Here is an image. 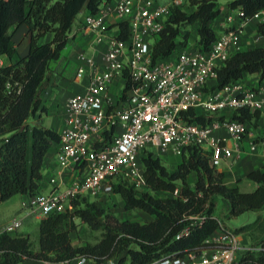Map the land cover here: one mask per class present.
I'll return each mask as SVG.
<instances>
[{
  "label": "built area",
  "instance_id": "built-area-1",
  "mask_svg": "<svg viewBox=\"0 0 264 264\" xmlns=\"http://www.w3.org/2000/svg\"><path fill=\"white\" fill-rule=\"evenodd\" d=\"M183 1L111 0L101 3L96 12L84 14L83 29L92 32L97 42L105 41L106 48L100 62L93 54L79 52L83 62L76 69V77H87L85 89L66 99L64 127L55 147L57 172L47 178L48 189L23 194L20 205L24 216L34 213L43 217L66 211L76 197L110 198L117 182H126L135 189L147 188L142 153L163 158L166 153L181 154L183 148L197 145L214 166L240 154L239 143L248 133V123L229 113L264 108V74L255 85L240 79L219 87L211 85L230 54L242 49L247 21L252 17L264 20V7L249 18L238 8L236 14L229 13L227 20H234L233 24L221 29L207 50L187 46L169 58L153 60L152 45L170 6ZM120 23L127 25V38L120 36ZM110 24L117 28L114 33L109 32ZM127 76L133 83L126 95L122 98L120 90L111 96L113 82L121 79L124 87ZM198 114L210 117L201 123L195 118ZM111 128L107 139L105 131ZM221 130L224 135L219 133ZM255 149L256 142L250 140L249 150ZM67 169L74 173L68 180L63 175ZM167 192L176 196L178 186ZM22 218L13 215L1 230L14 232ZM184 219V225L174 235L176 239L189 236L204 223L206 214L192 212ZM217 221L218 227L200 245L173 250L141 264H240L245 253L264 251V243H246L219 218ZM42 261L130 264L128 256L120 260L116 255L84 253Z\"/></svg>",
  "mask_w": 264,
  "mask_h": 264
},
{
  "label": "trees",
  "instance_id": "trees-1",
  "mask_svg": "<svg viewBox=\"0 0 264 264\" xmlns=\"http://www.w3.org/2000/svg\"><path fill=\"white\" fill-rule=\"evenodd\" d=\"M108 1L111 0H0V55L11 58L17 53L14 35L21 25L26 26L29 35L27 53L0 65V202L15 193L33 194L42 189L44 155L59 141V132L39 122L47 110L41 90L54 82L49 62L60 56L76 15L81 11L96 12L101 3ZM221 5L220 0H184L180 5H171L152 45V59L169 58L187 46L207 50L217 37L214 21L220 14L226 17L238 8L249 18L264 7V0H226ZM120 25V36L127 38V25ZM188 25L195 27L192 40ZM256 30L264 37V20L257 22ZM46 33L51 38L39 41ZM247 73L263 76L264 44L231 53L218 68L211 87L222 86ZM132 83L127 76L120 94L122 98ZM229 115L255 126L260 109L233 110ZM29 116L38 122L29 125L26 123ZM209 117L195 116L201 123H206ZM111 131L112 128L105 131L107 139ZM261 133L264 138V124ZM140 160L148 187L135 189L126 182H117L113 192L119 194L125 210L139 208L151 215L149 220L118 218L109 211V198L76 197L72 199L71 209L40 217L37 246H33L28 234L0 230V264L62 260L78 253L99 257L116 255L120 260L128 256L130 264H141L173 250L184 251L200 245L218 227L215 215L218 195L227 200L229 216L264 207V165L246 173L256 183L255 188L241 190L223 181L224 172L211 165L197 145L182 149L175 169L168 168L162 157L152 156L150 152L142 153ZM190 174H193V183L188 180ZM175 186L179 189L176 196L160 197L152 193L173 190ZM198 211L206 214L204 223L189 236L176 239L175 233L186 221L184 216ZM80 222L100 230L97 241L72 243L71 233ZM250 226L246 223L227 228L238 232ZM258 242L264 243V237ZM263 262L264 251L248 252L240 259V264Z\"/></svg>",
  "mask_w": 264,
  "mask_h": 264
},
{
  "label": "crops",
  "instance_id": "crops-1",
  "mask_svg": "<svg viewBox=\"0 0 264 264\" xmlns=\"http://www.w3.org/2000/svg\"><path fill=\"white\" fill-rule=\"evenodd\" d=\"M226 2V1H225ZM223 2V4L225 3ZM222 4V3H221ZM221 7H223L221 5ZM235 13L237 12L236 9ZM230 14H233L232 10L229 12ZM85 12L80 16L79 20L73 23L72 30L68 34V39L65 44V46L62 48L60 56L58 58L52 59L49 62L50 67L56 69V67L59 65V61L63 57L71 56L74 58L76 62V69L79 65V63L82 61L79 58V52L84 51L88 54H93L96 60L100 62V56L103 53L104 49L106 48L105 41L97 42L94 39V35L92 32L84 30L83 29V16ZM234 20H227V16H223L220 14L214 21V26L216 30L219 32L221 29L225 28L226 26L233 24ZM259 21L256 17L250 18L246 25V34L242 39V48H249L256 44H264V37L259 35L256 30V24ZM111 23V22H110ZM26 26L21 25L15 32V39L17 44V53L13 57H7V62L4 61V59L0 58L3 62V64L9 63L10 61L17 58L19 55H24L28 51L29 47V35L26 31ZM117 30L116 26L114 24H110V31L111 33H114ZM257 37V39H256ZM51 38L50 33H46L44 36H41L39 41L42 40H49ZM83 62V61H82ZM55 65V66H54ZM76 69L75 73L72 77V80H61L57 78V84L54 86L56 88V91H52L51 88L45 87L42 89V100L43 103L47 106L46 116H42L39 120L40 124L51 127L55 129L57 132L60 133V131L64 127V111H65V103L66 99L69 95L82 92L85 89V85L87 83V77L83 76L81 78L76 77ZM244 83L247 85H255L259 80V75L257 73H247L242 78H240ZM120 84H122L121 79H117L113 82V84L110 86L109 94L113 97H115L119 91H120ZM58 108V111H61L60 115H57L55 112V115L50 117L48 114V111L51 113V109L56 110ZM48 119V120H47ZM38 120L33 117V123H37ZM264 124V108L260 109V117L257 121V124L253 126L252 124L248 123V133H245L242 139L239 143V149L241 150L239 155H236V153L232 156V158L228 159L226 162L221 163L220 165L216 166L217 169L224 172L223 181L227 185H237L239 187L240 179L246 175V173L256 167H261L264 165V138L261 137L262 132V125ZM220 134L224 135L225 132L223 130L219 131ZM250 140H253L256 142V149L254 151L249 150V144ZM231 144H234L233 140H228ZM258 143L262 144V154L258 155L256 153L257 151V145ZM55 147H50L43 158V164H42V178L40 179V184L42 189H48L50 185L47 182V178L52 175L54 172H57V164L55 159ZM174 154V153H166L165 155ZM180 156L181 154H177ZM180 158V157H179ZM180 160V159H179ZM179 161H177L178 163ZM164 163V162H163ZM173 166L171 169L176 168ZM45 172V175L43 174ZM74 173L70 169H67L63 172V175L65 176L66 180L70 178ZM240 189V188H239ZM116 194V193H114ZM23 194L20 196V201ZM1 203V202H0ZM228 207V206H227ZM145 212V211H144ZM147 213V212H145ZM14 214V213H13ZM13 214L10 217H7L5 222L0 225V230L2 226L13 216ZM15 215V214H14ZM150 215V214H149ZM37 217L40 216L36 215ZM151 218V215L147 218L149 220ZM243 231V230H242ZM238 231V235L241 237V239L246 243H254L253 241L245 240L242 234ZM15 232V231H14ZM72 241V239H71ZM73 243V242H72ZM74 244V243H73ZM23 264H43L42 260H23L21 261ZM20 262V263H21ZM18 263V264H20Z\"/></svg>",
  "mask_w": 264,
  "mask_h": 264
},
{
  "label": "rangeland",
  "instance_id": "rangeland-1",
  "mask_svg": "<svg viewBox=\"0 0 264 264\" xmlns=\"http://www.w3.org/2000/svg\"><path fill=\"white\" fill-rule=\"evenodd\" d=\"M52 2L54 0H51ZM226 0H220V3L225 2ZM85 11L79 12L74 22L78 21L80 16ZM233 14L235 13V10H232ZM186 28H188L191 32V38L192 40L195 37V27L193 25H188ZM44 41V40H42ZM0 58L4 59L5 62H7V57L5 55H0ZM59 65L54 67H50L52 69L54 82L48 84L46 87L51 88L52 91H56V88L54 87L57 84V78L63 80H72V77L75 73L76 69V62L73 57H63L59 61ZM55 66V65H54ZM53 79V78H52ZM123 85L120 84V90H122ZM42 95V90H41ZM47 108V106H46ZM47 111V110H46ZM55 112L57 115L61 114V111H58V108L56 110L51 109L48 111L49 116L52 117L55 115ZM42 116H46V112H43ZM33 117L29 116L26 119V123L29 125H33ZM48 120V119H47ZM262 144L258 143L257 145V151L256 153L258 155L262 154ZM180 156H178L176 153L169 154V155H163L162 161L168 168L175 167V164H177V161H179ZM45 175V172L43 173ZM189 182L193 183V174H190L188 176ZM256 186V183L248 178L246 175L243 176L240 179L239 188L241 190H252ZM156 196L165 197L168 196L167 191H159V192H152ZM20 196L21 193H15L9 198L1 201L0 203V225L5 222L7 217H10L13 213L17 214L19 216H23L21 225L15 230V232H21L23 234H28L30 236V240L33 243V246H37L38 244V223H39V217L36 216V214L31 213L29 215L24 216V210L21 208L20 205ZM109 211L114 213L118 218H129L133 220H138L140 222L146 221L147 218L150 216L148 213H145L143 210L139 208H133L130 210H125L123 207V202L119 196V194H112L109 198ZM13 214V215H14ZM215 215L222 221L224 225L227 227L234 229L235 227H238L240 225L249 223L251 226L247 230H243L240 232V234L243 235L245 240L258 242L264 237V207L254 210H246L238 215L229 216L228 215V208H227V200L224 199L221 196H216V209H215ZM78 220L77 218H75ZM100 236V230L91 229L88 225H86L84 222H80L77 224L75 230L71 233V239L72 242L76 245L85 243V242H95ZM20 264H23L22 262ZM26 264V263H24Z\"/></svg>",
  "mask_w": 264,
  "mask_h": 264
}]
</instances>
